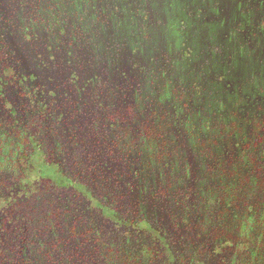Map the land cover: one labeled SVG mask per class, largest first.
I'll use <instances>...</instances> for the list:
<instances>
[{"label": "flooded vegetation", "instance_id": "1", "mask_svg": "<svg viewBox=\"0 0 264 264\" xmlns=\"http://www.w3.org/2000/svg\"><path fill=\"white\" fill-rule=\"evenodd\" d=\"M263 98L264 0H0V264L233 263Z\"/></svg>", "mask_w": 264, "mask_h": 264}, {"label": "trees", "instance_id": "2", "mask_svg": "<svg viewBox=\"0 0 264 264\" xmlns=\"http://www.w3.org/2000/svg\"><path fill=\"white\" fill-rule=\"evenodd\" d=\"M245 128L230 130L236 136L230 142L227 176L220 179L217 198L230 211L225 230L243 241L232 264H264V142L261 147L256 125L250 135Z\"/></svg>", "mask_w": 264, "mask_h": 264}, {"label": "rangeland", "instance_id": "3", "mask_svg": "<svg viewBox=\"0 0 264 264\" xmlns=\"http://www.w3.org/2000/svg\"><path fill=\"white\" fill-rule=\"evenodd\" d=\"M260 103L264 104V98L252 102L253 108H255ZM221 185H222V183H215L214 185H209V186H211L210 187L211 194L214 195V197H216V198L219 195V193L221 192V190H220V188H222ZM224 189H227V187L224 186ZM227 211H228V213L230 212L229 210H227ZM227 264H232V259H230Z\"/></svg>", "mask_w": 264, "mask_h": 264}]
</instances>
